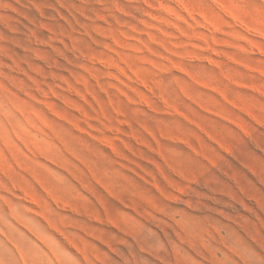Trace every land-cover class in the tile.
Returning <instances> with one entry per match:
<instances>
[{
	"label": "rangeland",
	"instance_id": "1",
	"mask_svg": "<svg viewBox=\"0 0 264 264\" xmlns=\"http://www.w3.org/2000/svg\"><path fill=\"white\" fill-rule=\"evenodd\" d=\"M0 264H264V0H0Z\"/></svg>",
	"mask_w": 264,
	"mask_h": 264
}]
</instances>
